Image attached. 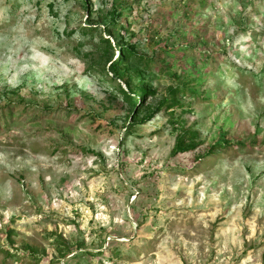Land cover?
<instances>
[{
  "label": "rangeland",
  "instance_id": "374dc122",
  "mask_svg": "<svg viewBox=\"0 0 264 264\" xmlns=\"http://www.w3.org/2000/svg\"><path fill=\"white\" fill-rule=\"evenodd\" d=\"M0 264H264V0H0Z\"/></svg>",
  "mask_w": 264,
  "mask_h": 264
},
{
  "label": "trees",
  "instance_id": "16d2710c",
  "mask_svg": "<svg viewBox=\"0 0 264 264\" xmlns=\"http://www.w3.org/2000/svg\"><path fill=\"white\" fill-rule=\"evenodd\" d=\"M112 26L117 27L118 24L116 23L115 19H112ZM91 28L92 27H88ZM109 32V31H108ZM100 40V45L102 46L104 44L105 47H103V52L104 54H107L108 62H109V68L110 71L116 76V78H122L125 81V85L128 88L127 91L121 88V86L117 85V91L122 95V97L129 102V104L132 107L133 114L132 116L137 117L139 116L140 112L145 109V104L148 99V96L152 94V91H149L147 88H144L143 86L139 88L135 93L134 90L131 88L128 80L125 77V71L128 68V65L130 63V60L135 59L137 57V53L135 51L136 45L134 43H122L121 45L118 46L119 50V57L117 60L112 59V53L115 47V45L112 47L111 43L108 41L107 38H104L102 36L99 37ZM156 110V109H155ZM151 111L147 115L141 119L143 122L146 120H149L152 118V116L155 114L156 111ZM127 130V128H126ZM188 133V132H187ZM186 133V134H187ZM186 134H180L177 136L176 139V145H175V151L174 152H184L187 150H190L195 146L194 140L192 136L194 133H189L188 136L186 137ZM69 251L68 253H63L62 257H66L68 254H70ZM83 254H91L90 251H85ZM82 254V255H83Z\"/></svg>",
  "mask_w": 264,
  "mask_h": 264
}]
</instances>
